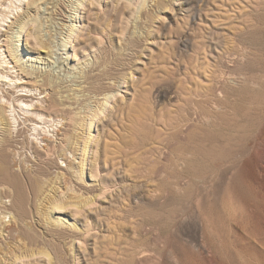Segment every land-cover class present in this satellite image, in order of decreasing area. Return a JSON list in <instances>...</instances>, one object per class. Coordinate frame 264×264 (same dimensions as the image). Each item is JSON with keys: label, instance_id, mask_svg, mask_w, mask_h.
<instances>
[{"label": "rangeland", "instance_id": "1", "mask_svg": "<svg viewBox=\"0 0 264 264\" xmlns=\"http://www.w3.org/2000/svg\"><path fill=\"white\" fill-rule=\"evenodd\" d=\"M33 1L0 0L4 60L0 72L14 78L11 85L0 80V102L7 99L1 98L3 90H16L12 97L16 100L21 89H14L15 82L34 79L25 75L26 70L74 85L84 75L89 82H99L100 88L84 82L78 99L62 98L61 89L47 86L33 90L26 99L29 104L64 99L86 126L69 120L45 123L33 110L34 120L25 122L21 108L33 105L15 101L22 107L16 112L13 107L6 109L12 132L0 127V140L14 135V146L5 148L9 162L16 157L33 167L40 160L19 142L28 136L42 147L43 135L37 136L34 127L47 131L57 144L49 155L43 151V160L50 163L49 177L63 176L52 195L82 204L92 197L96 203L56 210L51 215L59 221L48 222L46 208L37 209V199L29 195L25 222H19L26 232L21 235L16 210L7 209L13 202L10 189L1 184L0 175V229L5 228L0 234V264H263L264 162L254 158L210 162L204 178L193 184L176 180L186 191L172 201L168 191L175 188L174 180L154 175L151 169L160 165L162 149L167 151V138L174 130L171 119L176 122L185 110L198 133L240 136L230 133L229 126L241 122L239 112L254 104L226 99L220 107L215 104L224 95L219 88L208 100L198 94L218 80L219 86L224 82L228 88L243 84V76L232 74L243 70L236 61L257 48L244 52L240 40L257 26L264 27V0H38L34 7ZM21 21L28 22L24 29L19 27ZM218 59L223 66L217 68ZM221 69L225 73L220 78ZM41 83L32 82L36 87ZM106 94L110 102L90 129L87 124ZM188 97L202 100L209 120L197 116L199 108L187 105ZM255 115L264 130V114L259 110ZM43 117L50 119L48 114ZM63 123H67L63 131L77 133L81 141L80 151L68 158L62 154L74 149L73 140L69 138L62 148L59 141L68 136L56 130ZM184 124L182 128L187 127ZM89 138L84 180H79L72 173L80 168ZM258 142L263 150L264 141ZM64 176L70 180L66 182ZM4 212L8 217L3 219ZM41 250L50 258L37 254L16 260L22 253Z\"/></svg>", "mask_w": 264, "mask_h": 264}, {"label": "bare ground", "instance_id": "2", "mask_svg": "<svg viewBox=\"0 0 264 264\" xmlns=\"http://www.w3.org/2000/svg\"><path fill=\"white\" fill-rule=\"evenodd\" d=\"M20 1H23V0H20ZM36 1L39 2L40 0L33 1V7L37 3ZM45 3H50V2L46 0ZM82 4L83 3L80 2V5ZM38 7L40 10L41 6H39V4H38ZM16 8L18 9V6H16ZM33 22H36V21L34 20ZM27 25H28L27 21H21L19 24V27L21 29H24ZM21 32L22 31H19V33ZM250 33L251 34H249L250 36L248 38L245 37L240 40L243 51L247 52L249 49L253 50L254 48H257L261 51H258L257 49H255V51L250 52V54L249 52L243 53L241 54V57L243 58V60L236 61L239 63L236 65L238 69L241 68L243 70H234L232 74H238V75H241V77L243 76L242 77L243 84L239 86H230L228 88L229 84L227 83L224 84V82L223 83L220 82L221 85L219 86V80H218L214 84L207 86L204 92L198 94V96H204L206 98L205 100H208L209 97L212 94H214L215 90L217 91V89L219 88L221 89L219 91L223 93L224 95L223 97H219V99L215 101L216 102L215 104H217L218 106L220 107L223 106V104L225 103L227 99V100H232V101L234 100L240 101L242 103L250 102L251 104H254V107L249 108L248 111L239 112V115L241 117V119L239 120L241 122L238 121L235 124V126L234 124L230 126L228 125L229 128L231 129V132H230V129L228 132L240 133V136H236L237 134L234 135L235 133H233L231 134L229 138H227V136H225L222 131H206L205 130L201 133H198L195 129L196 127L193 128L195 124L193 122L190 123V121L192 120L191 114L189 113V111H186V110L183 111V114L182 113L178 114L176 122H174L175 120L173 121V119H171L172 123H174L173 124L174 130L172 132L170 131L171 133L169 134V137L167 138V143L165 145L166 146L165 148H167V151L163 152L164 149H162L161 154H159V160L157 161V163H159L160 165L157 166L156 169L154 170L151 169L154 175L156 174V175H159L160 177H163L164 179L174 180L175 188L168 191L170 193V196L168 198L170 201L178 200V197H179L178 194L180 192L182 193V191H186L185 188L183 190V188L180 187V185L176 182V180L183 178L185 180L187 179L189 184H193L192 182H194L195 179L204 178L205 173H207V171L209 170L210 162H218V164L225 163V162L226 163H239L249 158H254L257 160L259 159L260 161L264 162V149L263 150L259 149L260 144L258 142V141H261V142L264 141V130H261L260 127H258V124L256 123V121L258 120V116L255 115V112L256 111L259 112V110L264 114V27L257 26L256 28L252 29ZM2 36H0V38ZM46 48L48 47L46 46ZM47 51H48L47 55H50V49ZM3 62L4 60H3V57H1V53H0V66L4 65ZM221 63H222V60L218 59L215 64L217 68L221 65ZM7 67H10V66L8 65ZM11 68H14V66L13 67L11 66ZM24 73L29 78H32L34 76V79H31V82L29 80L21 81L22 78L19 77L21 82H18V83L15 82L16 85L14 84V89H21L20 93L16 96V100L12 98L14 97L13 94L16 90L15 91L13 90V93H12L11 92L12 90H10V88H8L7 91H4L2 89L4 94L1 95V98L2 99H4L5 97L7 98L6 99L7 101L4 99L6 102L3 100L0 102V127L3 128V131H6V133L12 132V129H11L12 124L10 120H8V118L5 117V113H6V109L9 107H13V110H14L13 112H16L18 107H22L20 104L18 103L16 104L15 101L21 102L28 107L30 105L31 106L33 105L31 109L29 108L27 109L26 107L21 108L25 112L24 114H26L25 122L29 120H34L32 119L33 115H30L31 110H33L34 111L33 114L38 111L40 112V113H36V116L40 117L41 119H44L45 123H48L49 121H52V120L59 121V122H62V120H66V121L69 120L75 124H79V126H82V125L84 127L86 126L85 123L83 124L81 121L79 122V120L77 119L76 117L77 112L75 108L72 107V104L68 105V102H66L64 99L57 100L53 98L49 100V98H46L44 102L37 103L35 105L29 104L30 102L26 99L32 97L31 92L33 90L35 89L38 90V88L45 89L46 86L52 89H61L62 98H64L65 96L66 97L71 96L72 99H78L82 96L79 93L80 91H82V89L80 88L83 87L84 82L90 83V84L92 83L94 88L95 87L100 88L98 86L100 85L99 82H97L96 80L93 82H89L88 80L90 78L88 76L81 75L80 78H83L84 80L81 79V82L78 85L65 84L63 81L55 80L54 76L52 77L50 75H39L36 72H32L28 70H26ZM224 73L225 72L221 69L220 78L224 75ZM99 75H102V74H99ZM91 77H94V76H91ZM0 78H1L0 79L1 82L3 81L5 82V84L11 85L14 82V78L12 79L9 78V74H3V71L0 72ZM7 79H10V80L7 81ZM32 82L36 83L37 85L39 82L40 83L42 82V83L40 86L36 87L34 86V84H32ZM42 92L43 90H41L40 94ZM66 92L70 94L67 95L65 94ZM33 99L34 98H32L31 102L33 101ZM12 100H13V104H12ZM109 102H110L109 96L108 94H106L103 101H101L99 108L96 109L91 122L87 124V126L90 129L93 125V119L96 118L100 114V112L105 111L106 109L105 105ZM201 102L202 100L200 101L198 99H192L190 97L186 99L187 105L190 104L191 106L192 104L194 106H197L196 108H199V113L197 115L198 117H203V118L206 117L209 120L210 113H208L207 110H205V108L202 107ZM232 108L235 111L238 110V106L236 107L234 106V104L232 105ZM19 114L21 113L19 112ZM44 114H48L50 119L44 118L43 117ZM16 118H17V115L15 114V119ZM181 122H186V124L184 125L187 127L182 128ZM66 126H67V123H63L56 130L58 131V134L68 136L67 140L59 141L60 146L62 148H64L69 138L70 140L71 139L73 140L71 143L74 149L70 151H66L64 154H62L63 157L68 158L69 154L70 155L73 154L74 156L75 154L78 153V151H80L81 141L77 133L74 135H71V134L69 135L67 131H63V129ZM30 130L31 129H29V131ZM34 130H37V136L43 135L40 141V142H43L42 147L39 146L38 139L37 140L30 139V137L28 136L25 137L20 142L17 141L22 144V147L24 148L29 147L30 150H32V152L34 153L35 157L38 160H40L39 162L35 163L33 167L26 166L22 160H17L16 157L12 158L11 163L9 162L8 160L9 155L5 148L7 147L10 148L11 146H14V141H15L14 135L5 136L2 140H0V175H3L1 184L7 185L9 187L10 189L9 194L11 195L10 197L12 198V201H13L12 208L10 205H9L10 207L9 206L8 207L5 206V207H7V209L16 210L17 217H18L16 219L18 223L20 221L25 222V214L27 213V209H28L27 199L29 195H32L33 197L37 199L35 201V206L37 207V209L46 208L45 216L48 218L47 219L48 222H52V221L58 222L59 221L58 219L52 218V215H51V213L56 210H59V209L62 210L70 206L77 208V209H83L84 207L88 205L95 204L96 198H92V197H89L88 200H86V202L82 204V202L73 200L72 197L68 200H65V199H62V197L61 198L58 197L57 194L52 195L53 192L57 193L58 189L56 185L59 179H62L63 176L57 175L55 177L54 176L49 177L51 174L49 171L50 163H48V161L43 160V156H44L43 151H45L46 154L49 155L51 152L55 150V148L57 147V144L55 143V140L53 138L49 137V135L47 134V131L44 132L42 131V129H39L36 126L34 127ZM18 133L22 135V130L19 129ZM233 135L236 137H233ZM164 138L166 139V135L164 136ZM90 141H91L90 138L87 139V141H85V145L83 148L84 156L81 161L79 170L77 171L74 170V172L72 173V175L76 176V178H78L79 180H84L83 175L85 171V163L87 160L86 154H87ZM215 142L217 143L215 144ZM260 147H263V146L260 145ZM15 154H17V152ZM163 159L167 160L168 164L164 163L165 165L164 164L161 165L162 162L160 160H163ZM27 160H30V158H28ZM179 165H182V168H179ZM94 168L97 169L96 164H94ZM64 178L66 182L70 180L69 179L70 177L68 176H64ZM164 185L165 184L162 183L161 187ZM163 188H165V186ZM78 197H81V195ZM3 215H4L3 219L5 217H8L7 216L8 214L6 212H4ZM155 225L161 226L159 222H157V224ZM17 228L21 235H25L26 233L25 228L21 225V223L18 224ZM3 229L2 228L0 229V234L3 233L2 232ZM29 238H32V237L30 236ZM143 251L144 250H142L141 252ZM37 254H41V255H44L50 258L49 252L45 250H41L38 252L32 251L30 253L29 252L28 253L25 252V254L22 253V255L20 254L19 256L16 257V260L24 258V257L34 256ZM12 264H15V263H12Z\"/></svg>", "mask_w": 264, "mask_h": 264}]
</instances>
